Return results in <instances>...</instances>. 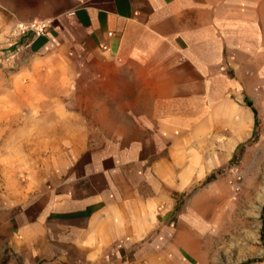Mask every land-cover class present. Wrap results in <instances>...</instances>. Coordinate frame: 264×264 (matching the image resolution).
<instances>
[{"label":"crops","instance_id":"crops-1","mask_svg":"<svg viewBox=\"0 0 264 264\" xmlns=\"http://www.w3.org/2000/svg\"><path fill=\"white\" fill-rule=\"evenodd\" d=\"M33 18L51 19L45 34L9 36ZM7 54L83 57L102 88L82 120H11L33 155L0 160L29 169L0 199V264H150L176 237L168 193L191 182L190 140L254 130L264 0H0Z\"/></svg>","mask_w":264,"mask_h":264},{"label":"rangeland","instance_id":"rangeland-1","mask_svg":"<svg viewBox=\"0 0 264 264\" xmlns=\"http://www.w3.org/2000/svg\"><path fill=\"white\" fill-rule=\"evenodd\" d=\"M12 29L11 38L16 36ZM83 60L74 54L1 57L0 160L17 164L32 159L33 152L20 146L22 137L5 135L14 118L27 121L29 128L72 114L83 119L84 106L93 102L89 95L97 96L102 88L101 74ZM259 95L245 100L255 111L247 138L237 144L225 137L190 140L184 162L190 165L191 182L168 193L177 202L171 219L176 237L150 264H264V91ZM28 170L0 168L1 200L7 180L23 178Z\"/></svg>","mask_w":264,"mask_h":264},{"label":"built area","instance_id":"built-area-1","mask_svg":"<svg viewBox=\"0 0 264 264\" xmlns=\"http://www.w3.org/2000/svg\"><path fill=\"white\" fill-rule=\"evenodd\" d=\"M51 25V19H38L33 18L29 19V21H17L13 26L12 33L16 36L21 35L23 33L29 32L32 30L36 35H42L47 32V28ZM105 48L108 46L103 45ZM220 69H226V65L222 63Z\"/></svg>","mask_w":264,"mask_h":264}]
</instances>
